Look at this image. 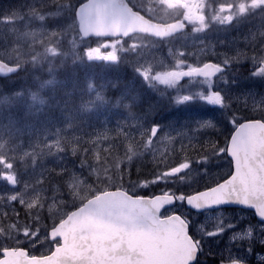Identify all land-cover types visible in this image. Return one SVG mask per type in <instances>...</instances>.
I'll return each mask as SVG.
<instances>
[{
    "label": "rangeland",
    "instance_id": "obj_1",
    "mask_svg": "<svg viewBox=\"0 0 264 264\" xmlns=\"http://www.w3.org/2000/svg\"><path fill=\"white\" fill-rule=\"evenodd\" d=\"M75 6L76 0H13L0 6L3 14L0 16V59L21 63L29 70L42 68V77L58 65L79 61V46H82L84 59L90 61L119 63L128 58L131 62L126 63L130 67L133 64L137 78L153 91L161 94L171 91L172 104L181 102L184 114L178 120L163 125L152 120L147 122L143 115L127 109L139 101L138 96L133 94L122 103L128 90L111 105L104 97V80L96 82L95 77H86V83H73L79 86L73 92L76 98L70 97L71 91H62L64 103L58 97L56 86L59 81L55 82V79L43 80L47 82L39 87L36 85L30 92L22 91L13 97L9 94L0 99V148L7 149L6 156L0 155V209L9 210L15 219L8 224L15 232V242L25 240L28 235L30 248L39 254L51 249L48 230H42L41 222L36 224L30 235L29 231L21 230L23 217L17 206L10 203L9 197L11 200L19 199L20 204L31 212L45 209L52 218L64 215L68 203L81 201L82 204L92 193L99 192V177L96 176L99 169L92 165L101 150H106L117 137L121 140L130 137L133 142L143 143L154 159L163 162L169 155L174 162L175 154L182 156L183 153L187 160H181L179 165L170 168L168 174L179 171L183 175L182 190L197 191L200 187L217 183L221 174L228 172V161L219 159L225 149L217 148L220 142L209 153L201 151L205 148L203 142L210 144L206 133L217 134L221 129L225 133V126L219 125V117L227 118L225 113L232 107L239 113L230 115L233 125L240 114L264 117V75L250 73L251 83L243 89L244 78L241 76L246 74L229 71L228 66L245 60L243 53L228 54L218 49L224 75L200 79L194 69L204 54L196 56L193 51L183 50L176 43L180 39L184 45L193 47L196 37L193 30L166 43L144 36H132L130 40L84 39L78 31ZM82 85H86V89ZM196 93L200 94L197 102L202 106L201 112L188 110L186 106L190 103L184 104L190 102ZM219 96L224 97L223 103ZM202 113H210L211 116ZM154 127L158 129L153 135ZM192 155L199 157L190 159ZM9 156L29 158L31 165L27 169L16 170ZM195 161L203 164L194 167ZM11 180L13 182H9ZM224 210L232 213L246 211L238 208ZM174 211L183 210L176 206L164 214Z\"/></svg>",
    "mask_w": 264,
    "mask_h": 264
},
{
    "label": "water",
    "instance_id": "obj_2",
    "mask_svg": "<svg viewBox=\"0 0 264 264\" xmlns=\"http://www.w3.org/2000/svg\"><path fill=\"white\" fill-rule=\"evenodd\" d=\"M76 18L84 38L134 33L166 38L187 29L183 20H152L127 0H85L77 6ZM20 69L21 64L0 59V77ZM218 69L219 65L208 62L203 71ZM227 154L233 170L221 181L223 194L264 212V120L241 122L230 137ZM170 195L175 196L133 195L122 188L104 190L49 230L50 240H60L50 253L32 256L24 247L6 248L0 264H185L187 239L178 212L162 216L171 207Z\"/></svg>",
    "mask_w": 264,
    "mask_h": 264
},
{
    "label": "trees",
    "instance_id": "obj_3",
    "mask_svg": "<svg viewBox=\"0 0 264 264\" xmlns=\"http://www.w3.org/2000/svg\"><path fill=\"white\" fill-rule=\"evenodd\" d=\"M79 54L81 57L83 56L82 46H79ZM126 62L127 61L122 60V62L118 64L113 61L104 63L101 61L91 62L87 60H71L66 65H58V67L53 69L51 73L47 72L46 75L42 77V68L35 70L22 68L17 74L8 78H0V99L7 97L9 94L13 97L15 94L21 93L22 91L30 92L36 87V85L39 87L41 84L47 82H42L43 80L55 79L57 80L55 82L59 81L56 86L59 90L58 97L61 99V103H64L65 97H63L64 94L62 91H65V93L71 91L72 94L70 97L76 98L77 96L73 92L79 89V86H74L73 83H86V81H84L86 77H95L97 82L101 79L104 80L106 86L104 97L107 101L111 102V105H113L115 100L123 97L124 93L128 90L130 91L123 98V101H121L122 103L128 100L133 94L138 96L137 98L139 101L134 99L136 103H132L127 109L131 112L143 115L144 118L146 117L145 119L147 122L152 120L156 124L163 125L170 121H176L178 118L182 117L184 113L181 108L184 105L179 103L174 105V102L172 104L171 91H169L168 94H161L160 91L151 90V88L145 85L140 78H137V73L134 71V67H130ZM81 87L86 89V85H82ZM197 98L198 96L194 95L190 102H184L185 105L190 103V105L186 106L188 110H194L197 108L199 105ZM231 129L232 128H230V130ZM228 135L229 132L226 136L223 135L221 137L222 142L224 137L225 140L218 145L219 148L226 146ZM216 137L219 139L218 135ZM109 144L110 145L106 150H101L99 157H97L98 159L96 158L95 160L96 163H93L92 165V167H97L99 169V174L96 176H99L98 187L100 190L105 188L122 187L136 195H153L164 192L174 193L176 195H179L181 192L187 193V190H182V173L176 171L173 172V174H168L170 168L187 160L183 153L181 156L175 150V153L177 154H175L174 162H171L170 155L168 156V159L163 162L154 159L151 155V151H149L143 143L133 142V138L130 137H127L124 140L117 137L114 138L112 144ZM81 145L84 146V143L81 142ZM175 146L176 144L173 147ZM208 147L210 149H203L206 153H209L211 149L214 150L213 145H209ZM6 151V148H0V155L6 156ZM198 157V155H192L190 159H196ZM74 158L75 153L72 160H74ZM89 158L92 159L93 157ZM220 158H226L227 160L225 149L220 154L219 159ZM9 161L12 164V167L16 170L27 169L31 165V160L29 158L18 159L16 156H9ZM199 163L200 164L195 161L193 162V166H201L203 164V162ZM225 175L227 174L224 173V176ZM8 199L10 200V203L14 204L10 197ZM78 204L79 203L76 205ZM15 205L17 206V210L21 217H23L21 230L29 231V235L31 230L35 229L37 223L41 222L42 230L47 231L64 216L62 215L57 218H52L45 209L40 210L37 213L33 210L31 212V210L23 208V206H20L17 201L15 202ZM76 205L71 202L68 203L67 210L64 214L72 210ZM14 220L15 219L9 210L7 212L3 208L0 209V229H3L2 233L4 234V238L0 237V249L5 245H15V243H13L17 240L13 237L15 232L10 230L8 225ZM29 238L30 237L27 235V238L19 244L27 246L30 242ZM32 251L37 252L36 249Z\"/></svg>",
    "mask_w": 264,
    "mask_h": 264
},
{
    "label": "flooded vegetation",
    "instance_id": "obj_4",
    "mask_svg": "<svg viewBox=\"0 0 264 264\" xmlns=\"http://www.w3.org/2000/svg\"><path fill=\"white\" fill-rule=\"evenodd\" d=\"M9 1L13 0H0V6L7 4ZM127 1L134 9L143 12L153 20L170 22L182 19L188 24V32L193 30L196 35L194 46L184 45L180 39L176 43L183 50L193 51L195 55L204 54V58H201L199 65L194 69V73L198 78L208 80V77L218 78L224 75L221 73L223 65L220 64L218 58L220 51H225L228 54L229 52L243 53L245 60L228 66L231 72L246 74L241 76L244 78L243 89H247L248 84L251 83L250 73L257 72L264 75V0ZM147 9H150V11L148 12ZM185 35V33L180 34V36ZM171 39L154 38L153 40L166 43ZM218 49L220 51H217ZM207 61L217 62L222 67L212 75L199 73L200 68ZM262 79V85L264 86V76ZM219 97L221 103H223L224 97ZM227 116L232 118L229 113H227ZM251 117L264 119L260 116ZM217 134L221 144V137L226 136V131L223 133L221 129ZM224 140L225 137L223 142Z\"/></svg>",
    "mask_w": 264,
    "mask_h": 264
},
{
    "label": "snow or ice",
    "instance_id": "obj_5",
    "mask_svg": "<svg viewBox=\"0 0 264 264\" xmlns=\"http://www.w3.org/2000/svg\"><path fill=\"white\" fill-rule=\"evenodd\" d=\"M224 184L169 196L187 239L185 264H264V212L223 194ZM244 207L243 212H226Z\"/></svg>",
    "mask_w": 264,
    "mask_h": 264
}]
</instances>
